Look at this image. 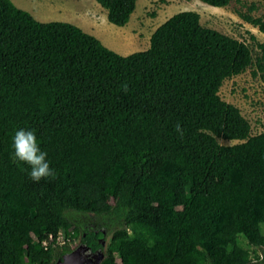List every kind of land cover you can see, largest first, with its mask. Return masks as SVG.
Segmentation results:
<instances>
[{"label": "trees", "instance_id": "16d2710c", "mask_svg": "<svg viewBox=\"0 0 264 264\" xmlns=\"http://www.w3.org/2000/svg\"><path fill=\"white\" fill-rule=\"evenodd\" d=\"M96 2L123 27L137 0ZM238 16L264 35L263 19ZM257 48L253 74L264 75V42ZM252 65L248 45L194 11L121 56L0 0V264H66L58 232L86 242L100 229L109 237L101 264H264V132L251 135L219 96ZM21 129L36 133L55 178L33 182L13 160Z\"/></svg>", "mask_w": 264, "mask_h": 264}, {"label": "rangeland", "instance_id": "374dc122", "mask_svg": "<svg viewBox=\"0 0 264 264\" xmlns=\"http://www.w3.org/2000/svg\"><path fill=\"white\" fill-rule=\"evenodd\" d=\"M10 1L17 8L26 12L30 10L29 8H32L33 11L46 9L45 1L41 0H21L25 9L21 8L20 4ZM252 6L255 9L249 11ZM176 9L181 12L194 11L199 14L200 23L203 27L216 30L248 45L251 50L253 65L244 73L225 80L220 88L219 96L223 101L234 105L240 110L241 115L251 126V135L264 132V75L253 74L256 70L254 63L260 56L257 42H264V35L259 32L257 27L244 22L238 16V13H248L254 18L264 20V0H231L227 7L220 9L199 0H142L136 16V23L143 30L149 28L152 31L155 28L156 17L157 21H160ZM112 39L115 45H121L119 39ZM219 143L224 146H231L237 142L219 140ZM262 232L264 234V226ZM79 243L80 238L73 237L72 232H70L66 243H61L59 246L67 245L70 249H73ZM240 243L244 248L250 249L243 237H240ZM258 254L259 252L252 254L251 258L256 259Z\"/></svg>", "mask_w": 264, "mask_h": 264}, {"label": "crops", "instance_id": "0c3cea01", "mask_svg": "<svg viewBox=\"0 0 264 264\" xmlns=\"http://www.w3.org/2000/svg\"><path fill=\"white\" fill-rule=\"evenodd\" d=\"M23 7L21 0H12ZM45 1L46 9L33 11L32 8L27 12L40 23L63 22L72 24L84 33L97 38L106 48L123 56L136 52H142L150 47V38L154 31L173 15L180 13L174 10L169 16L157 21L155 28H143L136 23V16L142 0H137L134 13L129 22L123 27H117L107 20V11L103 9L96 0H41ZM190 11V10H186ZM184 12V11H182ZM143 36V37H142ZM112 38L121 41V45H115Z\"/></svg>", "mask_w": 264, "mask_h": 264}, {"label": "clouds", "instance_id": "9594fccd", "mask_svg": "<svg viewBox=\"0 0 264 264\" xmlns=\"http://www.w3.org/2000/svg\"><path fill=\"white\" fill-rule=\"evenodd\" d=\"M127 87L125 86V91ZM175 130L181 136L183 129L179 123ZM13 160L26 164L30 168L29 177L33 182L55 178V172L47 160V152L43 151L37 135L32 130H17L12 137Z\"/></svg>", "mask_w": 264, "mask_h": 264}, {"label": "water", "instance_id": "95a60500", "mask_svg": "<svg viewBox=\"0 0 264 264\" xmlns=\"http://www.w3.org/2000/svg\"><path fill=\"white\" fill-rule=\"evenodd\" d=\"M86 237V242H80L66 255V264H101L109 240L107 231H91Z\"/></svg>", "mask_w": 264, "mask_h": 264}, {"label": "built area", "instance_id": "2783aa9c", "mask_svg": "<svg viewBox=\"0 0 264 264\" xmlns=\"http://www.w3.org/2000/svg\"><path fill=\"white\" fill-rule=\"evenodd\" d=\"M53 240H54V237H53V236H49L48 240H44V241L42 242V246H43L45 249H47L48 246H49V244H50V242L53 241ZM67 240H68V237L66 236V234H65L64 231H60V232H58V234H57V236H56V238H55V242H56L57 244H61V243H62V244H65Z\"/></svg>", "mask_w": 264, "mask_h": 264}, {"label": "flooded vegetation", "instance_id": "af4514ba", "mask_svg": "<svg viewBox=\"0 0 264 264\" xmlns=\"http://www.w3.org/2000/svg\"><path fill=\"white\" fill-rule=\"evenodd\" d=\"M80 242H81V241H80ZM75 248H76V247H75ZM75 248L71 249V251L74 250ZM257 252H259V254L257 255V257H258L260 260H263V253L261 252V250H258ZM255 261H256V259H255Z\"/></svg>", "mask_w": 264, "mask_h": 264}]
</instances>
